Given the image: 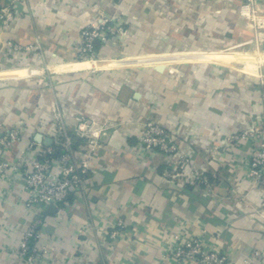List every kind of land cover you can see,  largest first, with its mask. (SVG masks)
<instances>
[{"label":"crops","instance_id":"obj_1","mask_svg":"<svg viewBox=\"0 0 264 264\" xmlns=\"http://www.w3.org/2000/svg\"><path fill=\"white\" fill-rule=\"evenodd\" d=\"M14 2L19 16L0 31V137L18 121L21 131L8 157L52 140L53 107L77 158L78 117L99 137L85 186L60 211L39 207L45 252L34 263L17 252L34 218L22 180L0 178V264H156L185 232L226 252L225 264H264V189L245 178L258 140L231 139L264 128V40L245 0ZM251 6L264 21V0ZM103 18L112 39L94 61L75 60L80 30ZM6 40L29 48L7 51ZM148 120L174 135L207 183L172 179L166 155L139 150Z\"/></svg>","mask_w":264,"mask_h":264},{"label":"built area","instance_id":"obj_2","mask_svg":"<svg viewBox=\"0 0 264 264\" xmlns=\"http://www.w3.org/2000/svg\"><path fill=\"white\" fill-rule=\"evenodd\" d=\"M14 1L0 5V31L7 29L10 23L19 16ZM252 0H245L242 13L245 14L254 26V32L259 39L264 40V21L255 19L251 6ZM106 18L97 23L84 26L79 33V42L74 49L73 58L77 61L96 59L93 47L96 42L102 44L112 39V29ZM7 51L19 52L29 47H22L12 40L5 41ZM52 142L50 145H41L31 141L21 153L13 158L8 157L11 150L21 137L20 121L9 127L0 137V147L3 149V158L0 159V178L12 180L18 174L23 188L27 193L25 206L34 213V218L22 232L17 249L19 257L26 263H34L45 252L44 247L37 246L39 228L43 222V214L39 207L50 206L60 211L62 204L69 198L75 189L85 186L92 171L89 163L90 154L95 150L99 131L85 127V121L78 117L75 129L77 138L85 139L80 146L82 157L77 158L64 119V111L57 107L52 108ZM90 131V134H88ZM256 138L255 150L251 153L245 178L258 187L264 189V128H251L247 131L235 133L231 139ZM139 150L144 153L160 152L169 159L172 179L182 183H207L208 176L205 170L196 169L191 159L177 146L174 135L152 120L146 121L137 137ZM61 152L57 153V150ZM122 225V221H118ZM112 238L115 231L110 232ZM169 259L171 262L167 263ZM227 254L212 246L203 243L202 236L195 233H181L166 247L160 260L156 264H225ZM91 264V263H83Z\"/></svg>","mask_w":264,"mask_h":264},{"label":"trees","instance_id":"obj_3","mask_svg":"<svg viewBox=\"0 0 264 264\" xmlns=\"http://www.w3.org/2000/svg\"><path fill=\"white\" fill-rule=\"evenodd\" d=\"M102 45V43L100 42H96L94 47H93V52L96 54V57H98L99 55V50H100V46ZM80 142H78L77 144L75 145H78ZM74 146V145H73ZM61 152V149H58L57 150V153Z\"/></svg>","mask_w":264,"mask_h":264},{"label":"water","instance_id":"obj_4","mask_svg":"<svg viewBox=\"0 0 264 264\" xmlns=\"http://www.w3.org/2000/svg\"><path fill=\"white\" fill-rule=\"evenodd\" d=\"M263 47H264V44H263ZM51 141H52V140H50V141H43V143H44L45 145H50V144H51Z\"/></svg>","mask_w":264,"mask_h":264},{"label":"bare ground","instance_id":"obj_5","mask_svg":"<svg viewBox=\"0 0 264 264\" xmlns=\"http://www.w3.org/2000/svg\"><path fill=\"white\" fill-rule=\"evenodd\" d=\"M95 59H86V60H82L83 62H92V61H94Z\"/></svg>","mask_w":264,"mask_h":264},{"label":"rangeland","instance_id":"obj_6","mask_svg":"<svg viewBox=\"0 0 264 264\" xmlns=\"http://www.w3.org/2000/svg\"><path fill=\"white\" fill-rule=\"evenodd\" d=\"M232 52H233V53H235V52L238 53L239 51H232ZM255 52H257V51H255ZM259 52H262V51H258V53H259Z\"/></svg>","mask_w":264,"mask_h":264}]
</instances>
